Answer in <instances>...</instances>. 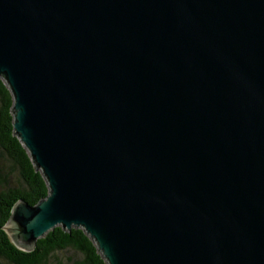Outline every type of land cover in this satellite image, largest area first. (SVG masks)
Returning <instances> with one entry per match:
<instances>
[{"label":"water","instance_id":"obj_1","mask_svg":"<svg viewBox=\"0 0 264 264\" xmlns=\"http://www.w3.org/2000/svg\"><path fill=\"white\" fill-rule=\"evenodd\" d=\"M12 128L48 188L3 226L106 264H264V0H0Z\"/></svg>","mask_w":264,"mask_h":264},{"label":"trees","instance_id":"obj_2","mask_svg":"<svg viewBox=\"0 0 264 264\" xmlns=\"http://www.w3.org/2000/svg\"><path fill=\"white\" fill-rule=\"evenodd\" d=\"M12 97L0 77V264H106L93 241L81 228L55 226L37 239L31 251L17 248L3 226L18 199L35 204L48 193L25 147L12 128ZM67 254V261L60 256Z\"/></svg>","mask_w":264,"mask_h":264},{"label":"rangeland","instance_id":"obj_3","mask_svg":"<svg viewBox=\"0 0 264 264\" xmlns=\"http://www.w3.org/2000/svg\"><path fill=\"white\" fill-rule=\"evenodd\" d=\"M61 260H66L67 261V254L61 255L60 256ZM51 264H55L54 260L51 262Z\"/></svg>","mask_w":264,"mask_h":264}]
</instances>
